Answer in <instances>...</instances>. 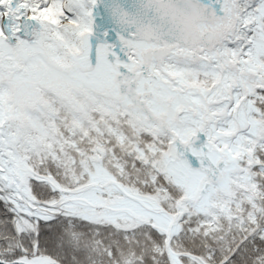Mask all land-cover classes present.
I'll list each match as a JSON object with an SVG mask.
<instances>
[{"label": "snow or ice", "instance_id": "6c2138e0", "mask_svg": "<svg viewBox=\"0 0 264 264\" xmlns=\"http://www.w3.org/2000/svg\"><path fill=\"white\" fill-rule=\"evenodd\" d=\"M0 264H264V0H0Z\"/></svg>", "mask_w": 264, "mask_h": 264}]
</instances>
